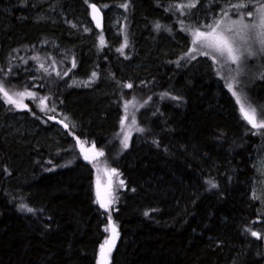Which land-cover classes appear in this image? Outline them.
<instances>
[{
  "label": "trees",
  "instance_id": "obj_1",
  "mask_svg": "<svg viewBox=\"0 0 264 264\" xmlns=\"http://www.w3.org/2000/svg\"><path fill=\"white\" fill-rule=\"evenodd\" d=\"M213 1L224 4L0 0V84L34 94L17 109L0 93V264H98L109 226L94 194L103 174L117 197L109 264H264V128L242 118L225 70L189 52L211 14L256 4ZM111 7L123 14L118 35L105 30ZM249 65L250 83L234 90L259 115L264 59ZM133 102L140 131L124 149Z\"/></svg>",
  "mask_w": 264,
  "mask_h": 264
},
{
  "label": "rangeland",
  "instance_id": "obj_2",
  "mask_svg": "<svg viewBox=\"0 0 264 264\" xmlns=\"http://www.w3.org/2000/svg\"><path fill=\"white\" fill-rule=\"evenodd\" d=\"M238 2V0H236ZM232 2L231 5L236 4L237 2ZM254 4H256V0H252ZM214 6L222 7L224 3H215L213 0H210ZM226 5V4H225ZM122 9V8H121ZM256 8L252 11L255 14ZM248 13V12H247ZM247 13H239L240 15L238 17H232V16H224V14H221V10L217 11L216 14H211L210 19L207 22L201 23V25L197 28L200 31H208L207 26L208 25H214L216 21H221V28H228V27H238V25H232V21L240 20L241 16H243L244 21L246 23H252L255 21L256 17L255 15L253 17H248ZM108 22L107 27L105 30L108 32H112L115 35H118L119 30L122 27V17L123 14L116 11V8L111 7V9L108 10ZM121 16V17H120ZM95 35H99L97 32H95ZM231 35V33H229ZM193 41V35L191 38V46L192 48H199V45H194L192 43ZM237 48L239 49V52L237 53L241 58L239 62L232 63L227 59V57H220L218 54L213 53L212 56H215V62L219 66L220 69H224V75L222 76L223 79L227 82H231L233 84V91H236L238 94L239 92L235 89L234 86L238 88V90H243L244 86L250 83L251 77H253V74L251 75V70L249 65L251 62L254 64H258V62L262 61L264 59V51H261V46L257 42H253L251 44V47L249 48L248 44L242 43L240 41H237L236 44ZM203 51H208L207 49H202ZM249 52H252L254 54H249ZM192 55H201L198 51L192 52ZM209 56V55H207ZM212 56H209L212 58ZM214 60V59H213ZM30 98L29 95L27 96H14L13 99L17 101L16 104H14V107L17 109H27V106L24 102V100ZM236 98V97H235ZM243 99V97H242ZM244 100V99H243ZM239 106V105H238ZM249 105L245 103V107H248ZM137 104L133 102L131 104L130 108H127L124 112L123 119L121 121V128L119 131L118 139L120 140V144L124 149H127L132 141L138 140V134H139V128L137 126V118L135 117V112L137 111ZM240 109V106H239ZM136 110V111H135ZM262 119L259 115H257V122H260ZM134 121V122H133ZM251 125V124H250ZM252 126V125H251ZM254 128V127H253ZM255 129H262V128H255ZM125 138L127 147H125ZM258 181L260 185L262 186V193H264V148L261 152L260 160L258 161ZM112 178L106 176L103 174V176H99L94 184V194L96 197V201L99 205V207L106 213L108 217L111 219V225L109 223L108 230H107V239L106 241H110L114 238L115 243L117 242L118 237V230L116 224H114V221L111 218V212L113 208L115 207L117 197L114 193V186L112 183ZM263 195V194H262ZM101 203H104L105 207H101ZM105 243V242H104ZM115 245V244H114ZM112 251L110 252V255L107 257V264L110 263V257H111ZM100 259H101V250H100Z\"/></svg>",
  "mask_w": 264,
  "mask_h": 264
},
{
  "label": "snow or ice",
  "instance_id": "obj_3",
  "mask_svg": "<svg viewBox=\"0 0 264 264\" xmlns=\"http://www.w3.org/2000/svg\"><path fill=\"white\" fill-rule=\"evenodd\" d=\"M251 2V0H249ZM189 7H194L195 4L188 5ZM124 7H127L124 5ZM233 8H245L247 7L246 3H238L232 5ZM95 10V6H93ZM255 15L256 19L252 23H246L244 21L243 16H241L240 20L232 21V25H238V27H228L221 28V21H216L214 25H208V31H200L199 29L194 30L193 41L194 45H199V48H192L189 52H199L201 55H209L212 56L213 53L218 54L220 57H227L229 61L232 63H237L240 60V56L237 54L239 49L236 44L237 41L248 44L249 48L253 42H257L261 46V51H264V0H256V10L255 14L252 11L247 13L248 17H253ZM224 16H228V12H224ZM99 26V25H98ZM159 27V26H158ZM231 33V35H229ZM202 49H207L208 51H203ZM249 54H254L249 52ZM186 56L189 53L185 54ZM195 58V57H192ZM215 61V56H212ZM95 75V73H93ZM131 87V85H128ZM227 87L232 95L236 97V102L240 106V112L242 118L252 125L254 128H264V119L260 122H257V109L252 108L250 105L245 107V102L242 97L236 92L233 91V84L231 82L227 83ZM0 93L7 98V102L11 104H16L17 101L13 99V95L23 97L24 95L33 96L32 93H15L10 95L8 91L5 90L3 84H0ZM46 99V98H45ZM43 103V100L41 101ZM259 115L264 116V111L260 112ZM134 122V121H133ZM67 127V125H65ZM142 131V130H141ZM125 138V147H127ZM99 155H103V153H99ZM87 158V157H86ZM113 173L115 170H112ZM121 183H123L121 181ZM22 208L25 205H21ZM101 207H105L104 203H101ZM27 211L31 212V208H27ZM109 223L111 225V219L109 218ZM107 230V229H106ZM253 236H258V233L252 232ZM259 238V236H258ZM115 244L114 238L110 241H105L104 244L101 245V259L98 261V264H107V257L110 255L111 249Z\"/></svg>",
  "mask_w": 264,
  "mask_h": 264
},
{
  "label": "water",
  "instance_id": "obj_4",
  "mask_svg": "<svg viewBox=\"0 0 264 264\" xmlns=\"http://www.w3.org/2000/svg\"><path fill=\"white\" fill-rule=\"evenodd\" d=\"M93 6H95V10L93 9ZM88 13H89V20H90L93 28L97 31L102 30L104 27V15H103L102 11L98 8V6L95 4H90L88 7ZM50 120L53 123L60 126L61 128L65 129L66 124L64 122H62V121H60L54 117H51Z\"/></svg>",
  "mask_w": 264,
  "mask_h": 264
},
{
  "label": "bare ground",
  "instance_id": "obj_5",
  "mask_svg": "<svg viewBox=\"0 0 264 264\" xmlns=\"http://www.w3.org/2000/svg\"><path fill=\"white\" fill-rule=\"evenodd\" d=\"M92 4H94V3H92ZM105 20V19H104ZM104 25H105V23H104ZM104 28V27H103Z\"/></svg>",
  "mask_w": 264,
  "mask_h": 264
}]
</instances>
